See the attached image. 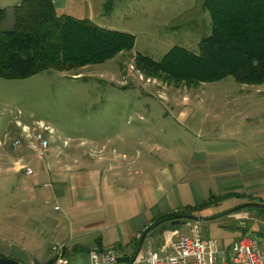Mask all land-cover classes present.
Instances as JSON below:
<instances>
[{"label": "rangeland", "instance_id": "1", "mask_svg": "<svg viewBox=\"0 0 264 264\" xmlns=\"http://www.w3.org/2000/svg\"><path fill=\"white\" fill-rule=\"evenodd\" d=\"M22 1L0 0V10L6 11L2 29L11 28L13 10ZM54 1L59 14L133 35L135 47L131 53L82 69L80 76L49 70L25 80L0 79V240L5 246H15L13 250L19 254L10 257L3 252L0 257L21 258L24 264H54V243L47 239L44 229L26 228L25 219L20 221L25 215L18 209L15 218V208L11 206L17 197H22L17 191L22 179L39 177L37 184L43 185L41 171L45 170L46 161L57 160L61 149L69 155L75 152L77 158L86 155L87 161L102 148L104 157L124 162H153L158 157L166 161L170 153L185 162V155L204 139L209 142V137L218 138L219 129L236 126L242 119L256 123L257 117H264V85L243 88L229 77L187 86L147 77L137 70L136 54L160 62L174 47L199 53L198 44L211 28L203 0ZM249 93L251 97L243 98ZM41 127L47 129L42 132L50 144L42 160L37 157L39 149L34 140ZM17 140L20 142L15 146ZM226 144L228 152L236 147L230 141ZM61 158L68 163L65 156ZM20 166L30 168L32 176L19 170ZM174 195L168 200H174ZM201 198L205 199L202 195ZM238 200L213 201L197 213L208 219L197 223L202 236L220 239L227 246L237 237H248L264 247V221L255 213L237 212L239 206L235 205L241 199ZM39 217L35 218L37 225ZM189 223L194 224L182 220L178 228ZM168 225L149 232L141 251L160 248ZM152 226L141 230L130 247L117 249L118 252L132 255L134 244ZM242 230H247V234L243 235ZM77 252L78 258L67 254L71 264H94L90 250L80 248Z\"/></svg>", "mask_w": 264, "mask_h": 264}, {"label": "crops", "instance_id": "2", "mask_svg": "<svg viewBox=\"0 0 264 264\" xmlns=\"http://www.w3.org/2000/svg\"><path fill=\"white\" fill-rule=\"evenodd\" d=\"M250 87L259 88L247 86ZM242 96L251 97L250 93ZM237 124L219 129L218 138L209 137V142L204 139L185 155V162L173 153L166 161L158 157L153 162H124L104 157L102 148L87 161L86 155L77 158L75 152L69 155L61 149L56 161H46L45 170L41 171L42 186L35 176L31 181H20L17 191L22 197H17L11 206L15 208L14 216L17 218L20 209L25 215L20 221H26V228L44 229L50 243H67L69 253L78 258L80 248L90 250L92 256L108 249L128 248L141 230L162 215L186 206L214 199H241L235 205L239 207L247 203L264 205V117H257L256 123L242 119ZM228 141L236 145L231 152L225 149ZM64 156L68 163L63 162ZM45 184L50 185L49 189ZM173 194L175 199L169 201ZM229 195L232 197L225 199ZM56 207L58 211L54 210ZM39 216L37 225L35 218ZM183 229L168 230L163 245L155 251L170 252L173 233H184L186 226ZM11 245L5 246L0 240V255L5 252L19 257ZM122 254L132 258L131 254ZM17 261L24 263L21 258ZM34 261L39 262L35 258Z\"/></svg>", "mask_w": 264, "mask_h": 264}, {"label": "trees", "instance_id": "3", "mask_svg": "<svg viewBox=\"0 0 264 264\" xmlns=\"http://www.w3.org/2000/svg\"><path fill=\"white\" fill-rule=\"evenodd\" d=\"M202 7L209 14L211 28L199 42L198 54L174 47L160 62L136 54L137 70L147 77L187 86L229 77L241 86L264 85V0H203ZM11 16V28L2 29L6 11L0 10L3 80H25L49 70L80 76L82 69L131 53L135 47L133 35L59 14L54 0H24ZM213 201L164 214L150 232L178 217L195 216ZM244 210L254 211L264 221V207ZM157 223L160 224L155 226ZM247 232L242 230L243 235ZM139 243L140 240L133 246L132 258L139 251Z\"/></svg>", "mask_w": 264, "mask_h": 264}, {"label": "built area", "instance_id": "4", "mask_svg": "<svg viewBox=\"0 0 264 264\" xmlns=\"http://www.w3.org/2000/svg\"><path fill=\"white\" fill-rule=\"evenodd\" d=\"M39 130L34 135V140L39 149L37 157L42 160L50 144L42 132L47 129L41 127ZM26 131L27 128H24V134ZM19 142L17 140L14 145L17 146ZM18 169L21 170L22 166ZM22 170H25L27 176H32L30 168ZM44 187L49 188L50 185L45 184ZM54 210L58 211L59 208L56 207ZM186 228L187 231L184 233L176 231L173 233L175 239L171 242L170 252L139 251L131 258L130 264H264V247L253 238L242 237L227 246L220 239L204 238L197 223H189ZM68 253L67 243L53 244L51 260L54 264H71ZM123 257L125 256L115 249H108L92 256L94 264H125L118 263V259Z\"/></svg>", "mask_w": 264, "mask_h": 264}, {"label": "water", "instance_id": "5", "mask_svg": "<svg viewBox=\"0 0 264 264\" xmlns=\"http://www.w3.org/2000/svg\"><path fill=\"white\" fill-rule=\"evenodd\" d=\"M259 207H264V205L255 204V203H247V204L241 205L236 210H244V209H247V208H259ZM182 220H188V221H192V222H195V223H204L208 219L207 218H201V217H194V216L178 217L176 220H174V221L169 223L168 229L169 230H176L179 227L180 222ZM158 224H156L155 226H157ZM151 228H147L146 231L144 232V234H143V236H142V238L140 240V243H139V251H141L143 242L145 241V238H146L147 234L151 231ZM118 263L130 264L131 263V258H129V257L119 258L118 259ZM0 264H24V263H22L20 261H17V260H14V259L0 257Z\"/></svg>", "mask_w": 264, "mask_h": 264}]
</instances>
